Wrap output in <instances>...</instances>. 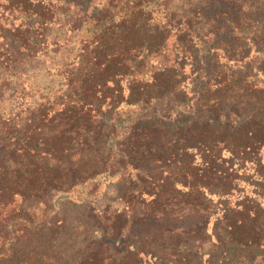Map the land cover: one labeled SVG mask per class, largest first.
<instances>
[{"label": "trees", "instance_id": "trees-1", "mask_svg": "<svg viewBox=\"0 0 264 264\" xmlns=\"http://www.w3.org/2000/svg\"><path fill=\"white\" fill-rule=\"evenodd\" d=\"M0 264H264V0H0Z\"/></svg>", "mask_w": 264, "mask_h": 264}, {"label": "rangeland", "instance_id": "rangeland-1", "mask_svg": "<svg viewBox=\"0 0 264 264\" xmlns=\"http://www.w3.org/2000/svg\"><path fill=\"white\" fill-rule=\"evenodd\" d=\"M44 80L43 77H40L37 81L40 83L44 82ZM109 187L110 184L108 185V188ZM60 205L66 225L63 230L64 237L62 242L67 250L68 260L74 263L79 257H83L85 254L90 253L97 248L93 239L88 235L89 229H103L98 226L95 221L91 219L86 220V218H89L90 216L92 217V215L83 208L65 202Z\"/></svg>", "mask_w": 264, "mask_h": 264}]
</instances>
